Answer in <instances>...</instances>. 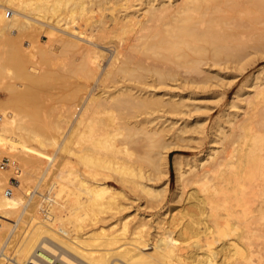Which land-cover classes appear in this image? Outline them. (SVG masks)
<instances>
[{
  "label": "bare ground",
  "instance_id": "obj_1",
  "mask_svg": "<svg viewBox=\"0 0 264 264\" xmlns=\"http://www.w3.org/2000/svg\"><path fill=\"white\" fill-rule=\"evenodd\" d=\"M107 2L121 7L112 21L95 12ZM80 19L99 38L114 23L131 34L103 44L82 34ZM44 25L55 42L25 44ZM59 57L68 65L55 66ZM259 57L264 0H0V73L11 68L20 82L9 80L0 98V154L19 159L0 169V264H264V65L248 72ZM58 67H75L96 87L81 84L75 117L56 105L43 124L31 115L39 89L64 75ZM107 102L129 114L96 128ZM131 143L139 164L113 159L131 156ZM196 144L208 147L185 157L186 167L174 155L178 208L168 204L154 222L137 207L132 215L109 177L161 203L167 190L156 182L168 176L170 151ZM10 175L16 190L30 176L36 183L17 196Z\"/></svg>",
  "mask_w": 264,
  "mask_h": 264
},
{
  "label": "rangeland",
  "instance_id": "obj_2",
  "mask_svg": "<svg viewBox=\"0 0 264 264\" xmlns=\"http://www.w3.org/2000/svg\"><path fill=\"white\" fill-rule=\"evenodd\" d=\"M114 6H115V4H113ZM112 7V5L109 3V2H107V4L106 3H104V5L102 4L100 7H101V9L100 10H102L103 12H98L97 11V9L99 8V7H97V9H96V13L98 14V15H100L101 13H104L103 15L105 16V18L108 20V21H112L113 19H114V17L116 16V11H118L119 9V7L118 8H116L118 5H116L115 7ZM121 8V7H120ZM116 9V10H115ZM3 10H5V8L3 9ZM12 14V13H11ZM83 19H80V20H78V22H76V23H79V24H81V25H79L80 27H77L79 30H82L83 31V33L82 32H80V33H82V34H86V35H91V36H94L95 34H96V36H97V33H94L93 32V34L94 35H92L91 33H92V31H89L90 33H88V30L86 29V27H85V25L83 24ZM46 28H45V27ZM43 27V29L41 30V33L39 34V32H40V30H38V31H36V35H37V37L39 38V41H38V38L35 36V35H31L30 37H24V39H23V41H25V44H28V40H26L27 38L29 39V40H32V42H30V46H31V43H33L32 45H40V44H46V45H50L51 46V44L53 43V42H55V41H52L53 39H51V34L48 32V29L50 28V27H48L47 25H44ZM128 26H125V27H121L119 24H117V23H114L113 25H112V28L110 27V29H107V31L108 30H110L109 32H105V33H103V35L105 34V36L104 37H102V38H99V37H96V36H94L93 38H95L98 42H100V43H105V44H107V45H111V46H115L120 40H121V36H123V38H127L126 36H128V35H130L131 34V32L130 31H126V28H127ZM47 29V30H46ZM45 30V31H44ZM86 31V32H85ZM88 33V34H87ZM99 34V33H98ZM107 34V35H106ZM102 35V36H103ZM33 36H35V38L33 37ZM99 36V35H98ZM33 38H34V42H33ZM98 38V39H97ZM37 41V42H36ZM82 42V41H81ZM30 46H29V48H30ZM33 47V46H32ZM31 47V48H32ZM30 48V49H31ZM34 48V47H33ZM107 51L109 50V49H106ZM109 53H110V51H109ZM62 54V53H61ZM60 54V57L64 60V61H71V57H72V54H71V56L69 55L70 53H66V55H65V53H63V55H65V56H63V55H61ZM66 56H70V57H66ZM59 57V58H60ZM65 57V58H64ZM57 59L56 61H57V63L56 64H54L55 66L56 65H58L60 68L62 67L61 65H59V62H62L63 60H61V58L60 59ZM102 59H101V62L103 63H105V61H107V58L106 57H104V56H102L101 57ZM72 59H73V57H72ZM74 60V59H73ZM64 61L62 62V64L64 63ZM69 61H68V63H69ZM76 61V60H75ZM32 63V62H31ZM61 64V63H60ZM65 64V63H64ZM68 64L66 63L65 64V66H67ZM264 65V57L262 58V57H259L258 59H257V61H256V63L254 64V66H252V67H250V69H249V71L248 72H250V71H252L253 69H255V68H259V67H261V66H263ZM64 66V65H63ZM33 68H34V66H32ZM58 67V68H59ZM7 68V69H6ZM60 68L58 69V72L59 73H61V74H63V72H65L64 73V75H61V76H63V77H61V76H59V78H55V80L53 81L52 80V82H51V84L49 83L48 84V86L46 85V86H42L40 89H39V103H37V105H36V107H37V113H34L33 115H31L32 116V118H35V115H36V118L41 122V123H43L44 124V122H47L48 120H50V119H53L56 115H55V110L57 109H59V107L61 108H63L62 109V111L64 110L65 111V114L67 113V116L69 117V118H73V116L77 113V110L79 109V108H81V102H79V100H80V95L81 94H83V92H84V94H87V91L85 90V91H83L84 90V87L85 86H87L86 85V83H88V86H87V88L90 90V88H92L93 89V87L95 88L96 87V84L94 83V81H93V79L91 78H87V79H85L78 71H75V69L74 68H72L71 70L68 68L67 70H69V71H61L60 70ZM10 69V70H9ZM8 69V67H5L3 70H6V71H8L7 73H6V71H3L2 70V74L0 73V98H2V99H5L7 96L6 95H8V85H5L6 83L8 84L9 83V80H12V81H10V82H13V81H15V80H17L18 81V83H20L19 82V80L17 79V78H14V76L12 75V77L14 78V80L12 79V77H10L11 76V74L10 73H12L11 71H12V69L11 68H9ZM64 69V68H63ZM66 69V68H65ZM3 72H4V75H3ZM248 72L246 73V74H248ZM8 73H9V75H8ZM246 75H242V77H241V79H243L244 77H245ZM240 79V80H241ZM17 81H15V82H17ZM91 83V84H90ZM94 83V84H93ZM81 84L84 86H82V89H81ZM95 85V86H94ZM93 86V87H92ZM111 87V86H110ZM7 88V89H6ZM111 88H113V87H111ZM7 90V91H4V90ZM235 89H236V86L234 87V88H232L230 91H229V93H228V97H231L232 95H233V93L235 92ZM7 94H6V93ZM6 96V97H5ZM5 97V98H4ZM77 102V103H76ZM116 103V102H115ZM115 103L114 102H107L106 104H104V105H100L98 108H97V110H98V112H96L99 116H98V118L97 119H99V121L101 120L100 118H102V120L101 121H103V123H101V122H99L98 120H97V125H96V128H99V126H101V127H103L104 125V122H108L109 124H110V122L112 121V122H115L116 121V118H118L119 120H124L125 118H126V116L129 114L128 112L130 111V109H128L126 106H124V105H122V104H120L122 107L120 108V109H118L119 107H120V105L118 104H116V106H110V105H108V104H112V105H115ZM215 103V102H214ZM77 104V105H76ZM223 104H225V101H224V103ZM56 105L58 106V108H56V109H54V106L56 107ZM61 105V106H60ZM105 105H106V107H105ZM78 106H79V108H78ZM100 107H101V109H100ZM110 107V108H109ZM116 109H115V108ZM103 108V109H102ZM104 108H105V110H104ZM127 108V109H126ZM139 110H138V109ZM220 108H221V105H216V107L213 109V111H212V120L214 119V117L219 113V111H220ZM8 109L10 110L11 109V107H8L7 108V110H5V111H8ZM134 110V111H133ZM133 113L134 114H137L136 115V117L135 118H143V115H145V112L143 111V107H134L133 108ZM103 111V112H102ZM123 111V112H122ZM125 111V112H124ZM126 113V114H125ZM128 113V114H127ZM141 113V114H140ZM5 114H4V110H2L1 109V107H0V119H2L3 117H5L4 116ZM125 116V117H124ZM66 117V116H65ZM67 117V119L69 120V118ZM75 117V116H74ZM122 117V118H121ZM124 118V119H123ZM134 118V117H133ZM109 119V120H108ZM114 119V120H113ZM111 122V123H112ZM99 124H101V125H99ZM67 125V124H66ZM106 125V124H105ZM67 127V126H66ZM65 130H66V128H65ZM63 135H61L60 137H62ZM118 137H120V136H118ZM118 141H120V140H122V138L120 137L119 139L118 138H116ZM115 139V140H116ZM28 141H29V143L31 144V145H36V144H38L39 142L38 141H35V140H30L29 138L27 139ZM74 141H76L73 145H75V146H78V144L81 142V140L79 141V138H78V136L77 137H75V139H73ZM111 140H114V138L112 137L111 138ZM114 140V141H115ZM110 141V140H109ZM38 142V143H37ZM79 142V143H78ZM116 142V141H115ZM52 145V144H51ZM49 145L48 146V149H47V152H49L50 154H52L53 153V149H54V146L52 145ZM198 146H199V144H198ZM197 146V144H196V147L194 146H192V147H189L188 149H185V150H182V149H180V148H174V149H172L171 151H170V154H169V173H168V176H165V175H161V177H159V179H158V182H156V183H158V185L160 186V187H166V190H167V194H166V191H164V194L162 195V197H164V199H163V201H161V203H160V201L158 202H154V200H151V198L148 196V195H146V194H144L143 195V190L141 189L140 190V187H139V189H138V186H137V188L135 187V185H130V186H134V188L132 187V190H131V187L130 186H125V187H123L122 186V182H120L119 180V182L120 183H118L117 182V180L113 177V176H110L109 177V183L110 184H112V185H115V186H118L119 187V189L118 190H121L120 192H121V195L122 196H124V197H126V199L125 200H127V199H130L129 200V202L131 203H129V202H127V204H128V211L129 212H131L132 213V215H133V210L132 209H134V210H136L135 212H139L140 211V213H145V214H147L148 215V217H150L152 220H153V222L155 221V217L158 215V213L159 212H161L162 210H164L165 209V207L168 205V204H170L171 205V208H178L177 206H179V205H177L178 203L176 202V203H172V202H175V201H173V199H172V197H173V193H172V191H174L175 190V187H176V170H175V165H174V162H173V159H174V155L176 154V153H181L182 154V156H183V154L185 155V156H183L182 157V162H184L183 163V165H184V167H186V160H187V158L185 159V161H184V158L185 157H187V156H197V155H200L201 154V152L203 153L204 151H205V149H207V147H208V144H200V146L198 147ZM205 146V147H204ZM131 149L134 151V153H132L131 154V156H129V155H126L125 153L123 154V152H122V156H124L125 158H121V157H118V156H116L115 157V155H114V158H113V156H112V158L113 159H118V160H124V159H127V160H124V161H127L129 164H131V161H132V164H134V165H137V164H139V161H138V159H139V156L137 155L138 153V151H139V149H135V144H134V146H133V143H131ZM201 149V150H200ZM51 151H52V153H51ZM110 151L111 152H114V149H110ZM107 152H108V150H107ZM111 152H109V155H111L110 153ZM39 154H41V155H38V158H36V160H34V161H32L31 162V167L34 169L38 164H41L42 165V162H43V160H45L44 158L46 157V154H44L42 151L41 152H39ZM138 156V157H137ZM6 157H10V159H11V161L12 160H15V162L16 163H18L19 162V159L18 158H16L17 156L16 155H13V154H9L8 152H3V154H0V169L2 170H6V168L7 167H9V165L11 164H8V165H6L5 164V167H2L1 166V164H2V160L3 159H5ZM43 157V158H42ZM130 157H131V160H129L130 159ZM39 160H42V161H40L39 162ZM136 160V161H135ZM135 161V162H134ZM39 162V163H38ZM138 162V163H137ZM37 164V165H36ZM45 164V163H44ZM81 165V166H80ZM75 168L77 167V172H76V175H81V172H82V169H81V167H83V169H84V166L82 165V164H78V162L75 164V166H74ZM38 173L40 172V171H37ZM35 173V172H33V173H31V174H33V175H31V176H34L33 178L34 179H36V178H38V173ZM83 172H84V170H83ZM86 172V171H85ZM35 173V174H34ZM86 173H88V172H86ZM37 174V175H36ZM39 175H40V173H39ZM79 175V176H80ZM30 176V177H31ZM11 177V178H10ZM10 177L8 178V185H6V187H8V188H11V189H13V193H16V195L17 196H20V195H26L25 193H27L28 192V190H30L31 189V187H33L34 185H35V183H34V180L32 179V181H30L31 180V178L29 177V178H27L26 180H25V182H24V186L21 188V189H14L15 187H14V185H12V184H14L13 182H12V177L13 178H15L16 179V176L15 175H10ZM168 177H169V179H168ZM114 178V179H113ZM167 178V179H166ZM10 180H11V182H10ZM14 180V179H13ZM29 180V181H28ZM38 180V179H37ZM36 180V181H37ZM116 180V181H115ZM166 180H168L167 181V186H166ZM27 181H28V183H27ZM155 181H157V178L155 179ZM10 182V183H9ZM31 182L33 183V184H31ZM161 184V185H160ZM33 185V186H32ZM43 187H45V186H43ZM189 186H187V187H185V188H188ZM134 189H137V190H135V191H133ZM169 189V190H168ZM14 191H16V192H14ZM19 191V192H18ZM124 191V192H123ZM133 191V192H132ZM22 192V193H21ZM141 192V193H140ZM125 193H127V195H124ZM26 197V196H25ZM24 197V198H25ZM128 197V198H127ZM131 198H134V199H131ZM145 198V199H144ZM134 200V201H133ZM150 200V201H149ZM170 200H172V202H170ZM128 201V200H127ZM133 201V202H132ZM144 201H145V203H144ZM133 203V204H132ZM148 204V205H147ZM174 204V205H173ZM130 205H131V207H130ZM148 207H147V206ZM157 205H158V207H157ZM132 206H134V208L132 207ZM135 207H137L136 209H135ZM156 215V216H155ZM155 216V217H154ZM154 226H155V223H153V228L152 229H154Z\"/></svg>",
  "mask_w": 264,
  "mask_h": 264
},
{
  "label": "built area",
  "instance_id": "obj_3",
  "mask_svg": "<svg viewBox=\"0 0 264 264\" xmlns=\"http://www.w3.org/2000/svg\"><path fill=\"white\" fill-rule=\"evenodd\" d=\"M9 161V159L8 158H5V159H3L2 160V164L1 165H5L7 162Z\"/></svg>",
  "mask_w": 264,
  "mask_h": 264
}]
</instances>
